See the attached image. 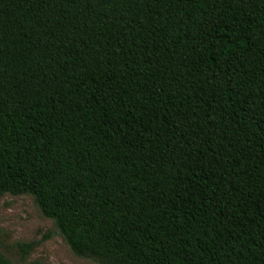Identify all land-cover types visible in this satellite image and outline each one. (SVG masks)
Instances as JSON below:
<instances>
[{"label":"trees","instance_id":"16d2710c","mask_svg":"<svg viewBox=\"0 0 264 264\" xmlns=\"http://www.w3.org/2000/svg\"><path fill=\"white\" fill-rule=\"evenodd\" d=\"M5 194L102 264H264V0H0Z\"/></svg>","mask_w":264,"mask_h":264},{"label":"rangeland","instance_id":"374dc122","mask_svg":"<svg viewBox=\"0 0 264 264\" xmlns=\"http://www.w3.org/2000/svg\"><path fill=\"white\" fill-rule=\"evenodd\" d=\"M37 241L26 261L42 264H102L93 259L75 256L57 233L53 222L44 217L28 195L0 197V250L13 263L20 254L16 242Z\"/></svg>","mask_w":264,"mask_h":264}]
</instances>
